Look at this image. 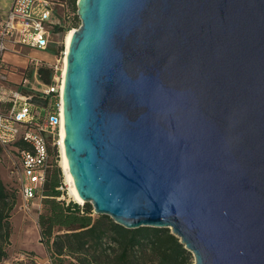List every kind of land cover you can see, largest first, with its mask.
<instances>
[{
	"label": "water",
	"instance_id": "water-1",
	"mask_svg": "<svg viewBox=\"0 0 264 264\" xmlns=\"http://www.w3.org/2000/svg\"><path fill=\"white\" fill-rule=\"evenodd\" d=\"M62 147L82 202L192 264H264V0H76Z\"/></svg>",
	"mask_w": 264,
	"mask_h": 264
},
{
	"label": "built area",
	"instance_id": "built-area-1",
	"mask_svg": "<svg viewBox=\"0 0 264 264\" xmlns=\"http://www.w3.org/2000/svg\"><path fill=\"white\" fill-rule=\"evenodd\" d=\"M64 14L63 4L51 0H10L8 6L0 7V146L15 151L16 162L11 174L24 211L30 205L40 204V188L51 159L49 145L56 150L55 158L59 156V84L63 56L59 51L51 62L26 56L24 72L15 82L9 75L16 69L2 59V53L45 50L50 37L57 33L51 31L54 22L61 26ZM40 64L49 67L50 81L38 83L41 88L31 91L27 77H35ZM18 141L21 144H16Z\"/></svg>",
	"mask_w": 264,
	"mask_h": 264
},
{
	"label": "trees",
	"instance_id": "trees-1",
	"mask_svg": "<svg viewBox=\"0 0 264 264\" xmlns=\"http://www.w3.org/2000/svg\"><path fill=\"white\" fill-rule=\"evenodd\" d=\"M69 1L74 5L75 0ZM75 19L79 22L76 14ZM54 23L52 33L62 30V25ZM47 49L53 54L57 52ZM35 74L42 83H49L50 69L46 64L38 65ZM49 152L51 159L40 188L44 209L37 214L35 226L50 264H192V255L168 228H124L105 215H92L89 203L78 205L59 200L62 193L59 169L53 159L56 150L52 148ZM15 192L0 179V261L6 256L8 218Z\"/></svg>",
	"mask_w": 264,
	"mask_h": 264
},
{
	"label": "rangeland",
	"instance_id": "rangeland-1",
	"mask_svg": "<svg viewBox=\"0 0 264 264\" xmlns=\"http://www.w3.org/2000/svg\"><path fill=\"white\" fill-rule=\"evenodd\" d=\"M51 1L61 2L63 4L64 13H65L64 20L62 21V30L58 31L56 34L50 37V42L47 46L51 51L57 49V52L56 54L50 53L47 48L45 50H41V49H29L25 51L23 50L22 52L19 53L20 55H22V57H18V58L15 57L17 64L20 66L24 64L25 56L44 59L48 62L53 61L54 57L58 55L59 45H60V51H63L65 49L64 45H62V37L63 34L66 33L65 31H69L71 30V28H76L79 24V22H77L75 19L74 7L76 0L74 2V5L71 4L69 0H51ZM59 12H60V8H59ZM4 53H10V52L5 51ZM2 57H6V56L3 55ZM6 58L14 59V57L12 56ZM22 71L16 70L15 72L9 75V78L12 80H16V77L13 75H16L18 76V78H20L22 75ZM27 78L30 83L29 89L31 91H33L34 89L41 88L40 84H38L41 81L40 79L37 78L36 75L35 77L30 76ZM49 149L50 150L52 149L50 145H49ZM55 159H56L55 163L59 169V176L61 183L59 189L62 192L58 197V199L63 202L71 201L80 205V203L74 201L71 195L69 194L68 186L65 182L63 171L60 167V154ZM15 162H16V158H15L14 150L0 146V179L6 188L13 190H15V182L13 179L14 176L11 174L12 173L11 171L15 167L14 166ZM43 209L44 206L43 204L40 203L39 206L30 205L27 211L22 210L20 198L15 192V202L9 213V218H8L9 236H8V243L5 246L6 256L4 259L0 261V264H50L47 255L44 252L43 246L38 240V233L35 226L36 216L39 212H42ZM91 212H92V208H91ZM92 215H96V214L92 212Z\"/></svg>",
	"mask_w": 264,
	"mask_h": 264
},
{
	"label": "bare ground",
	"instance_id": "bare-ground-1",
	"mask_svg": "<svg viewBox=\"0 0 264 264\" xmlns=\"http://www.w3.org/2000/svg\"><path fill=\"white\" fill-rule=\"evenodd\" d=\"M73 31V28H71V30L69 31H66V33L64 34V37H63V45L65 47V49L62 51V60H61V82H60V86H59V89L61 90V86H62V77H63V72H64V63H65V55H66V51H67V47H68V42H69V38H70V35H71V32ZM64 53V54H63ZM61 108V101H60V98H59V109ZM61 111V110H60ZM62 117H61V112H60V123H59V128H58V149L60 151V167L63 171V175H64V179H65V182L68 186V190H69V194L71 195L72 199L74 201H76L77 203H82V200L78 197V195L76 194L75 190H74V187H73V184H72V181H71V178L68 174V171H67V167H66V163H65V158H64V155H63V147H62Z\"/></svg>",
	"mask_w": 264,
	"mask_h": 264
},
{
	"label": "crops",
	"instance_id": "crops-1",
	"mask_svg": "<svg viewBox=\"0 0 264 264\" xmlns=\"http://www.w3.org/2000/svg\"><path fill=\"white\" fill-rule=\"evenodd\" d=\"M10 3V0H0V7H6V6H8V4ZM22 52V51H21ZM6 56V57H9V56H12V57H14V59H10V58H6V57H2V59H4L7 63H9V64H11V65H13L14 66V68L17 70V71H22V74H23V72H24V67L26 66V56H25V58H24V60H25V62H24V64L22 65V66H20V65H18L17 64V61H16V58L15 57H22V55H20V54H17V53H2V56ZM51 56V55H50ZM38 59H40V58H38ZM13 76H15L16 77V80H12V81H17L18 80V76H16V75H13Z\"/></svg>",
	"mask_w": 264,
	"mask_h": 264
}]
</instances>
